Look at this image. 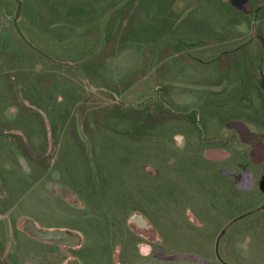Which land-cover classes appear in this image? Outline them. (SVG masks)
I'll return each mask as SVG.
<instances>
[{
    "label": "rangeland",
    "instance_id": "rangeland-1",
    "mask_svg": "<svg viewBox=\"0 0 264 264\" xmlns=\"http://www.w3.org/2000/svg\"><path fill=\"white\" fill-rule=\"evenodd\" d=\"M20 1L19 25L31 46L14 26L17 3L0 0V257L152 258L157 230L130 204L122 224L116 200L129 188L124 183L170 151L194 154V120L204 134L240 123L252 143L264 139V4ZM106 17L104 49L89 62ZM37 230L74 242L40 238ZM232 236L227 230L217 240L224 246ZM8 243L19 246L4 250ZM251 245L243 234L240 254ZM154 257L211 264L194 252L166 255L162 246Z\"/></svg>",
    "mask_w": 264,
    "mask_h": 264
},
{
    "label": "crops",
    "instance_id": "crops-1",
    "mask_svg": "<svg viewBox=\"0 0 264 264\" xmlns=\"http://www.w3.org/2000/svg\"><path fill=\"white\" fill-rule=\"evenodd\" d=\"M219 1L221 7L233 3V0ZM249 1L243 0L244 3ZM255 4L261 6L264 0H256ZM238 12L241 13V8ZM233 38L240 40L237 33ZM254 49L259 51L258 47ZM208 122L217 124L218 121L209 118ZM193 123L197 129L194 154L184 153L189 151L187 148L170 151L156 167L147 166L141 179L132 184L124 183L129 188L116 200L120 204L121 223L127 226L130 215L124 210V205L130 204L133 210L140 211L152 223L159 234L160 244H152V258L139 257L136 253L132 263L120 260L118 264H197L154 257L161 246L166 255L194 252L210 260L211 264H263L264 139L256 138L252 143L248 140L249 132L246 133L240 123H233L237 127L234 129L230 125H216V130L205 134L199 131V121L194 120ZM171 162L172 170L169 172ZM170 173L177 180H172ZM252 213L254 215L251 216ZM227 230L233 236L224 246L220 245L223 237L217 240V236ZM243 234L252 241L248 255L240 254ZM5 247L4 250L16 248L9 243ZM218 251L226 256L229 263L220 259ZM6 255L10 261L5 262L0 257V264H63L69 256L65 254L59 263L52 255L44 260L16 258L17 253ZM241 256H249L252 261L246 262ZM76 261L80 262L79 259ZM96 261V264H107V259L98 258ZM87 262L89 259H85V264Z\"/></svg>",
    "mask_w": 264,
    "mask_h": 264
},
{
    "label": "water",
    "instance_id": "water-1",
    "mask_svg": "<svg viewBox=\"0 0 264 264\" xmlns=\"http://www.w3.org/2000/svg\"><path fill=\"white\" fill-rule=\"evenodd\" d=\"M16 3H17V10H16V15H15V19H14V26L17 30V33L20 35V37L25 41L27 42L24 34L22 33V30H21V27L19 25V19L21 17V13H22V9H23V5H22V2L20 0H14ZM118 8H121V6H118L116 7L114 10H112V12H115ZM108 18L106 17L104 23H103V26H102V29H101V34H100V38H101V48H100V51L93 57L95 58L96 56L99 55V53H101V51H103L104 49V46H105V43H104V31H105V26H106V22H107ZM28 44V42H27ZM79 67V66H78ZM263 83V81H262ZM264 84V83H263ZM38 232V234H37ZM56 232H46V231H41V230H37L36 231V234L40 237V238H44V239H47V240H51L49 237V235H53L55 234Z\"/></svg>",
    "mask_w": 264,
    "mask_h": 264
},
{
    "label": "bare ground",
    "instance_id": "bare-ground-1",
    "mask_svg": "<svg viewBox=\"0 0 264 264\" xmlns=\"http://www.w3.org/2000/svg\"><path fill=\"white\" fill-rule=\"evenodd\" d=\"M37 234H38V232H37ZM48 238H50L51 240H54L56 242L65 243V244L74 242L73 238L68 237L63 232H57V233H55L53 235H49Z\"/></svg>",
    "mask_w": 264,
    "mask_h": 264
},
{
    "label": "trees",
    "instance_id": "trees-1",
    "mask_svg": "<svg viewBox=\"0 0 264 264\" xmlns=\"http://www.w3.org/2000/svg\"><path fill=\"white\" fill-rule=\"evenodd\" d=\"M120 8H118L117 10H119ZM116 10V11H117ZM28 45H30L29 43H28ZM31 46V45H30ZM35 49V51H37L39 54H41V55H43V56H46V57H48V58H50L49 57V55L48 54H46V53H44L43 51H41V50H39V49H36V48H34ZM95 56V55H94ZM93 56V57H94ZM93 57H91L89 60H87V61H89V62H91V61H93ZM87 61H85V62H83V63H86ZM72 65V64H71ZM78 66H81V65H78ZM78 69H80V70H82V68L81 67H78ZM262 85H263V83H262ZM264 188V187H263Z\"/></svg>",
    "mask_w": 264,
    "mask_h": 264
}]
</instances>
